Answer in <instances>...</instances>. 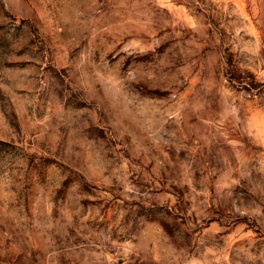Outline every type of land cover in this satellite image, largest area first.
<instances>
[{"label":"rangeland","instance_id":"374dc122","mask_svg":"<svg viewBox=\"0 0 264 264\" xmlns=\"http://www.w3.org/2000/svg\"><path fill=\"white\" fill-rule=\"evenodd\" d=\"M0 264H264V0H0Z\"/></svg>","mask_w":264,"mask_h":264}]
</instances>
